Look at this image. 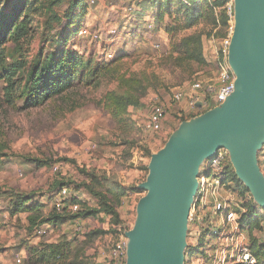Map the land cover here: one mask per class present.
<instances>
[{
  "label": "rangeland",
  "instance_id": "rangeland-1",
  "mask_svg": "<svg viewBox=\"0 0 264 264\" xmlns=\"http://www.w3.org/2000/svg\"><path fill=\"white\" fill-rule=\"evenodd\" d=\"M8 2L5 0L4 6ZM182 4L187 5V0H95L94 4L90 0H39L31 11L33 39L25 55L28 66L17 77L16 99L27 101L34 69L45 66L61 52L78 53L95 64L122 58V73L141 79L148 91L140 108H130L127 115L117 117L114 109L106 107L105 99L108 93L126 95L115 76L102 79L98 87L77 83V88L64 97L38 108L25 107L21 101L9 103L1 86L0 264H19L18 259L20 264H28L29 253L35 247L63 241L69 242L72 249L63 264H111L113 247L136 229L139 202L147 195L142 184L150 175L152 156L166 147L184 122L203 114L182 111L186 103H174L175 92L195 81L215 80L217 75L222 30L214 26V15L206 5L204 20L191 30L184 29ZM230 4L234 5V0ZM81 30L88 34L82 35ZM194 33L203 35L208 65L178 67L169 58L171 44ZM6 48L7 63L21 56L13 42ZM47 57L49 60H45ZM155 102L167 104L170 110L164 130L150 134L145 132L144 123ZM258 157L264 172V146ZM55 167L58 172L53 171ZM106 179L127 191L119 201L112 202L122 221L114 227L104 216L58 225L48 236L39 238L36 225L29 224L26 214L12 215L14 204L28 197L29 205H40L33 213L35 224L52 216L55 209L51 198L53 193L58 194L55 184L60 180L74 184L69 195L94 201L84 189L93 187L97 194H106L112 201ZM229 191H236V200L246 205L245 193L235 182L231 181ZM260 217L264 219V215ZM258 223L259 227L249 231L256 251L264 250V220ZM243 225L249 228L248 221ZM100 231L108 233L88 237ZM197 249L189 263L210 264L201 246ZM261 261L264 264V259Z\"/></svg>",
  "mask_w": 264,
  "mask_h": 264
},
{
  "label": "water",
  "instance_id": "water-1",
  "mask_svg": "<svg viewBox=\"0 0 264 264\" xmlns=\"http://www.w3.org/2000/svg\"><path fill=\"white\" fill-rule=\"evenodd\" d=\"M229 64L234 93L190 122L152 156L137 227L126 234L127 264H185L189 213L203 162L226 150L238 180L264 209V0H234ZM199 107L201 105L199 104Z\"/></svg>",
  "mask_w": 264,
  "mask_h": 264
},
{
  "label": "trees",
  "instance_id": "trees-1",
  "mask_svg": "<svg viewBox=\"0 0 264 264\" xmlns=\"http://www.w3.org/2000/svg\"><path fill=\"white\" fill-rule=\"evenodd\" d=\"M5 0H0V88L2 86L3 92L7 97V101L11 104L21 101L16 99L14 91L18 84L17 77L24 71L28 62L25 55L28 53L31 45L33 35V22L30 17L31 11L38 4L39 0H9L8 4L4 6ZM231 0H187V5L182 4L181 10L184 14V29L191 30L198 26L204 20L203 8L206 5L208 11L214 15V26L216 29L222 30L221 38H226L228 30L233 21V4ZM229 5L232 7V13L229 12ZM10 10V13L7 10ZM220 9V13L216 11ZM222 9V10H221ZM169 31V30H167ZM82 30L80 31V33ZM13 42L15 51L21 56L7 63L5 53L7 51V44ZM169 58L178 67H183L187 64L195 63L199 66H207L208 62L204 56V40L203 35L194 33L183 37L179 43L172 42ZM26 48V49H25ZM42 53V52H41ZM45 60H49L48 57ZM122 58L109 64H95L93 60H86L83 55L73 52H61L57 58H53L44 66H37L32 75V89L28 93L27 101L22 105L28 108H38L45 105L49 101H53L58 97H64L67 93L77 88L84 87H98L102 79L115 76L119 83L126 89L125 96H118L114 93L106 95V107L114 109L117 117H124L128 114L130 108H140L141 100L146 95L148 87L145 86L141 79L122 73ZM41 166L45 164L39 162ZM229 181L235 182L240 191L244 193L249 192L243 184L238 180L234 169L230 162L227 164ZM105 185L108 187L109 195L114 199L108 200L106 194H97L93 187H84L85 191L90 194L95 200L94 204L82 200L79 197L72 196L69 198L62 213H58L54 206V214L48 218H43L35 224L36 217L33 213H37L40 209L38 204H30V198L21 197L11 210L12 215L24 213L27 216L29 224H33L35 231L40 227L46 225L57 227L58 225L66 224L67 222H78L80 220H87L97 218L103 214L111 219L112 227L121 224V217L112 202L119 201L123 196L127 195V191L122 189L118 184L106 179ZM74 184L65 180L55 184L58 193L63 187L72 188ZM75 188V186H74ZM82 190V189H77ZM56 193L52 194L53 200ZM100 198L99 201L98 198ZM92 200V199H91ZM97 201V203H96ZM79 206V210L73 212L71 207L73 205ZM248 208L249 218H243L242 223L248 221L250 230L254 227H259L258 219H253L254 207L251 203H246ZM44 208V206H41ZM76 213V214H75ZM51 217V218H50ZM31 226V225H30ZM108 232H91L88 237L92 238L99 234ZM253 252L258 261L264 259V250H255L253 245ZM72 249L70 243L67 241L51 244H41L35 247L29 253L27 260L28 264H63L66 263Z\"/></svg>",
  "mask_w": 264,
  "mask_h": 264
},
{
  "label": "built area",
  "instance_id": "built-area-1",
  "mask_svg": "<svg viewBox=\"0 0 264 264\" xmlns=\"http://www.w3.org/2000/svg\"><path fill=\"white\" fill-rule=\"evenodd\" d=\"M125 1L133 3L136 0ZM90 2L94 4L95 0ZM228 9L231 14V5ZM232 18L228 35L223 38L218 54L215 80L195 81L189 87L175 92L173 102L178 105L186 103L182 111L189 114L207 112L226 102L234 93L236 76L229 64V48L235 27L234 5ZM81 34L87 35L88 31L83 30ZM108 57L112 59V55ZM169 110L170 106L167 104L155 102L144 123L145 132L150 134L162 132ZM229 159L228 152L221 150L206 159L199 169L198 189L189 213L186 263H189V258L194 256V251L201 246L202 253L206 255L210 264H261L253 252L250 228L242 223L243 218L250 217L248 208L236 200V191H229L231 183L227 171ZM53 171L58 172V167ZM244 195L246 202L253 204L254 207L251 218L263 221L260 215H264V209L256 205L250 192ZM72 196L69 195L67 187H63L55 196L53 204L58 213L63 212L66 201ZM71 209L73 212L78 211V204L73 205ZM52 230V226L44 225L36 230V235L39 238L46 237ZM127 250L128 239L122 237L112 249L111 264H127ZM17 263L20 264L21 259H18Z\"/></svg>",
  "mask_w": 264,
  "mask_h": 264
},
{
  "label": "crops",
  "instance_id": "crops-1",
  "mask_svg": "<svg viewBox=\"0 0 264 264\" xmlns=\"http://www.w3.org/2000/svg\"><path fill=\"white\" fill-rule=\"evenodd\" d=\"M258 160H259V157H258ZM261 160V159H260ZM259 165H260V163H259ZM261 168V170H262V172H263V169H262V166L260 167ZM263 174H264V172H263ZM54 198H55V196H54ZM54 198H53V200H54ZM52 200V201H53ZM90 202H91V204H94L95 202L94 201H92V200H90ZM105 215H103V214H101V215H99L97 218H91V219H87V220H92V219H101V218H103ZM83 221H85V220H83ZM76 223H78V222H76Z\"/></svg>",
  "mask_w": 264,
  "mask_h": 264
}]
</instances>
